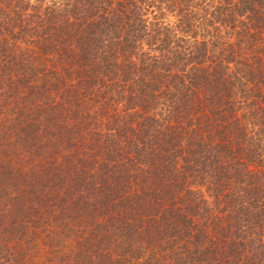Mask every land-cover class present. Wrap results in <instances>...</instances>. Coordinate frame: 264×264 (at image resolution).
I'll return each mask as SVG.
<instances>
[{
    "label": "trees",
    "instance_id": "obj_1",
    "mask_svg": "<svg viewBox=\"0 0 264 264\" xmlns=\"http://www.w3.org/2000/svg\"><path fill=\"white\" fill-rule=\"evenodd\" d=\"M0 264H264V0H0Z\"/></svg>",
    "mask_w": 264,
    "mask_h": 264
}]
</instances>
